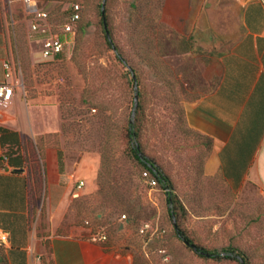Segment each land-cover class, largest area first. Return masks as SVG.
<instances>
[{
  "label": "rangeland",
  "instance_id": "rangeland-1",
  "mask_svg": "<svg viewBox=\"0 0 264 264\" xmlns=\"http://www.w3.org/2000/svg\"><path fill=\"white\" fill-rule=\"evenodd\" d=\"M166 1L106 0L103 14L104 0H75L80 19L64 53L47 59L26 5L6 0L20 115L28 117L39 144L62 148L74 188L85 180L79 195L70 196L61 229L90 221L112 242L129 246L139 264H242L226 257L230 248L248 264H264L263 187L249 181L233 190L221 176L206 175L211 140L190 127L186 115L199 94L217 85L219 58L243 31L241 5L209 0L197 18L176 11L173 26L160 18ZM73 2L38 6L49 13L52 30L62 32ZM104 17L126 62L107 42ZM179 33L194 36L189 52L175 49ZM140 103V141L173 183L178 218L163 188L149 185L130 151L127 127L139 117ZM118 199L121 205H114ZM111 202L113 208L106 206ZM146 222L153 233L140 231ZM178 225L192 243L221 256L195 251L176 233ZM0 264H8L2 244Z\"/></svg>",
  "mask_w": 264,
  "mask_h": 264
},
{
  "label": "crops",
  "instance_id": "crops-1",
  "mask_svg": "<svg viewBox=\"0 0 264 264\" xmlns=\"http://www.w3.org/2000/svg\"><path fill=\"white\" fill-rule=\"evenodd\" d=\"M236 1L243 31L219 58L216 87L191 102L186 115L190 127L213 140L203 166L206 175L221 176L233 190L249 181L264 189V0ZM208 2L167 0L163 18L173 26L169 20L176 11L197 18ZM11 16L6 0H0V82L6 80L9 61V80L17 89ZM20 103L16 91L10 102L0 103V230L8 234V264H139L129 246L120 247L109 237L90 240L93 225L61 229L70 196L79 195L78 184L85 180L74 188L62 148L39 144L28 117L20 115Z\"/></svg>",
  "mask_w": 264,
  "mask_h": 264
},
{
  "label": "trees",
  "instance_id": "trees-1",
  "mask_svg": "<svg viewBox=\"0 0 264 264\" xmlns=\"http://www.w3.org/2000/svg\"><path fill=\"white\" fill-rule=\"evenodd\" d=\"M163 6H164V4L162 5L161 10H160V18L164 23H166L164 21V18H163ZM166 24L169 25L168 23H166ZM104 29H105V26H104ZM73 31L62 34V39L65 41L66 44L69 40L70 34L73 33ZM105 33H106V38H107V42H108L109 46L117 51L118 59L122 62H126V59L124 58L122 51L119 49V47L116 44H114V42L112 40L111 31L109 30V34H107L106 29H105ZM174 42H175V46H176L175 49L179 53H186L192 49L193 43L195 42V38L191 34L189 36H187L184 33H179ZM62 54H60L59 56H61ZM217 84H218V82H217ZM211 90H209V91H211ZM209 91H206L202 94H199L197 96V99L199 97H201L202 95H204L205 93H208ZM142 109H143L142 103H140L139 108L137 109V116L139 115V117L136 118L135 123L130 122L128 124V127H127V135H128V139L130 142V151L133 154V158L137 162V169L140 170L141 173H143V177L147 180V182L149 179H156L157 185H159L163 188V190L165 191V193L167 195V200L170 204L171 214L175 218H178V207H179L180 202L177 198L176 193L174 192L173 183H172L170 177L161 168V166L159 164H157V162L153 158H151L150 156H148L145 153L143 145L140 141L141 123H142V119H140V118L142 117V113H143ZM203 135H205V134H203ZM205 136H207V135H205ZM207 137H209V136H207ZM209 138L211 140V148H212L213 140L211 137H209ZM145 171L148 172V176H144ZM100 179H101V176L99 178V183H100L99 192L102 193L104 191L105 184L102 181V179L101 180ZM130 180H132V179L130 178ZM121 203H122V201H120V199H118L115 201L114 205L115 204L121 205ZM106 206H110L111 208H113L112 202H111V205H106ZM88 224L92 225L93 223H91L89 221L88 223H85L84 225H88ZM95 227L96 226H94V228ZM176 233L187 244L192 243L191 239L187 236L186 232L179 225L176 226ZM195 251H197L199 253H201L200 251H204V252L209 253V255L201 253V254L206 255V256H212V257H220L221 256V253H219V252H212V251L207 250L206 248L200 247V246H198V250H195ZM225 254H226V257H229V258L230 257H236V259H239L242 264H248L245 256L242 254V252H239V251L236 252V249H234V248H230V249L225 250ZM6 259H7V257H6ZM7 263H8V261H7Z\"/></svg>",
  "mask_w": 264,
  "mask_h": 264
},
{
  "label": "built area",
  "instance_id": "built-area-1",
  "mask_svg": "<svg viewBox=\"0 0 264 264\" xmlns=\"http://www.w3.org/2000/svg\"><path fill=\"white\" fill-rule=\"evenodd\" d=\"M26 5L28 13L32 15L31 26L35 32H38L42 36V49L41 54L44 58L55 59L60 54L64 53L65 50V41L62 39V34L71 32L74 30L75 24L80 19V10L81 4L75 2L72 4V13L67 21L63 24V31L58 32L54 31L51 28L49 13L43 11L39 8L36 0H22ZM6 69V80L0 82V103H8L13 99V96L16 91V85L12 83L9 79L12 76V65L9 61L5 62ZM144 176H148V172H144ZM148 183L151 187L157 185L156 179H149ZM84 184V181L81 180L78 184V187L81 188ZM88 223V222H87ZM91 227V224H88ZM153 233V225L149 222H146L142 228L141 232L150 231ZM89 239L94 242H102L108 240V234L104 229H91L89 231ZM8 241L7 232L0 230V244L5 245Z\"/></svg>",
  "mask_w": 264,
  "mask_h": 264
},
{
  "label": "water",
  "instance_id": "water-1",
  "mask_svg": "<svg viewBox=\"0 0 264 264\" xmlns=\"http://www.w3.org/2000/svg\"><path fill=\"white\" fill-rule=\"evenodd\" d=\"M105 1H106V0H104V2H103V4H102V12H103V14H105ZM104 26H105V29H106L107 34H109L108 25H107V22H106L105 17H104ZM136 105H137V104H136ZM133 116H135V110L133 111ZM188 244H189L191 247H193L194 250H198V246H197L196 244H194V243H188ZM200 252L209 255V253H207V252H204V251H200Z\"/></svg>",
  "mask_w": 264,
  "mask_h": 264
}]
</instances>
